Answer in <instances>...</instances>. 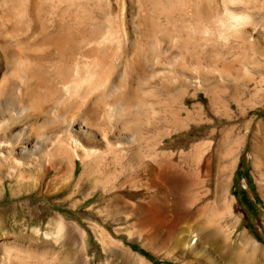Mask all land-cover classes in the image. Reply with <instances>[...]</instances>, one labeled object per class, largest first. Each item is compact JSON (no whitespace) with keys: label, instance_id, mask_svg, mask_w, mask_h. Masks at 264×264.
Returning a JSON list of instances; mask_svg holds the SVG:
<instances>
[{"label":"rangeland","instance_id":"rangeland-1","mask_svg":"<svg viewBox=\"0 0 264 264\" xmlns=\"http://www.w3.org/2000/svg\"><path fill=\"white\" fill-rule=\"evenodd\" d=\"M231 15L242 18L235 27ZM0 85L17 112L26 85L54 103L32 119L0 109L12 134L30 127L42 142L37 156L19 145L0 157V262L207 264L155 223L159 212L182 225L201 210L231 235L226 263L264 264L241 239L264 249V0H0ZM110 113L129 128L108 129ZM64 115L87 123L71 133L75 151L57 143ZM148 149L167 161L146 157L135 177ZM239 164L252 190L234 181ZM187 173L200 180L189 205ZM242 191L258 204L247 209Z\"/></svg>","mask_w":264,"mask_h":264},{"label":"bare ground","instance_id":"bare-ground-1","mask_svg":"<svg viewBox=\"0 0 264 264\" xmlns=\"http://www.w3.org/2000/svg\"><path fill=\"white\" fill-rule=\"evenodd\" d=\"M59 1V0H58ZM63 1V0H62ZM68 1V0H67ZM65 2V1H64ZM51 3V2H50ZM56 3V2H54ZM57 4V3H56ZM67 4V3H66ZM61 5V4H59ZM65 5V4H64ZM58 6V5H57ZM68 6V5H66ZM53 7V6H52ZM51 7V9H52ZM61 6H59L60 8ZM40 8V7H39ZM56 9V8H54ZM53 9V10H54ZM67 8H65L66 10ZM50 12V11H49ZM61 12V11H60ZM69 12V11H68ZM64 13V12H63ZM153 13V12H152ZM67 14V13H66ZM53 16V15H52ZM57 16V15H56ZM208 16V15H207ZM61 17V16H60ZM242 18L240 16H234L231 15V21H229V25L231 27H235L237 22H240ZM68 25V24H67ZM63 27V26H62ZM65 27V26H64ZM68 29V28H67ZM60 34V33H59ZM109 34V33H108ZM80 36V35H79ZM107 36V35H106ZM105 36V37H106ZM108 37V36H107ZM64 39V38H63ZM62 39V40H63ZM105 39V38H104ZM68 41V40H66ZM85 41V40H84ZM90 41V40H89ZM108 41V40H107ZM106 41V42H107ZM83 42V41H82ZM102 41H100L101 43ZM109 42V41H108ZM68 44V43H67ZM95 44V43H94ZM104 44V43H103ZM72 45V44H71ZM75 45V44H74ZM87 45V44H86ZM92 45V44H91ZM97 45V44H96ZM100 45V44H98ZM111 46V45H110ZM96 47V46H95ZM100 48V47H99ZM164 52V51H163ZM67 61V60H66ZM65 61V62H66ZM63 62V61H62ZM63 66V65H62ZM76 66V65H75ZM62 69V68H61ZM79 69V68H78ZM70 70V69H69ZM67 68H65L62 72V79L64 81L68 80L70 77V72ZM71 71V70H70ZM79 71V70H78ZM74 72V71H73ZM76 72V71H75ZM61 74V73H60ZM78 75V72L76 73ZM25 77V76H24ZM23 77V78H24ZM43 77V76H42ZM76 77V75H75ZM78 77V76H77ZM190 77V76H189ZM186 78V77H185ZM184 78V79H185ZM28 79V78H26ZM41 79V78H40ZM189 80L192 79L193 83L200 85V81L198 80V77H194L192 76L191 79L188 78ZM29 80V79H28ZM31 80V79H30ZM44 80V79H43ZM41 81V80H40ZM186 81V80H185ZM25 82V81H22ZM70 82V81H69ZM190 82V81H189ZM28 83V82H27ZM185 83V82H184ZM191 82V84H193ZM202 83V82H201ZM30 84V82H29ZM41 84V83H40ZM28 85V84H27ZM26 85L25 89H24V94H23V99L21 101V105H22V109L17 111H14V109L12 110L10 107V105H5L2 104L0 102V109H4V110H8L11 111V117H19V119L22 117H26V118H30L32 119V117H38L40 115L45 114L48 110V107H50L51 104H54L52 99L49 96H42V94L37 95V92L34 93V90L30 88V86L28 87ZM31 85V84H30ZM1 86V85H0ZM98 86V85H96ZM101 87V86H100ZM68 86H65V90L67 92V94L70 92L68 91ZM39 90V89H38ZM53 90V89H52ZM37 91V90H36ZM51 91V90H50ZM55 91V90H54ZM53 91V92H54ZM118 91V90H117ZM52 92V91H51ZM52 92V93H53ZM78 92V91H77ZM76 92V93H77ZM55 93V92H54ZM56 96V95H55ZM112 96V95H111ZM127 96V95H126ZM66 98H63L62 102H56L58 103V107L60 105H64L68 110H71L73 108L72 104L69 101L64 100ZM124 99V98H123ZM55 101V100H54ZM126 101V100H125ZM24 103V104H22ZM117 105V104H116ZM57 108V107H56ZM51 109V108H50ZM55 109V108H54ZM94 109V108H93ZM16 110V109H15ZM52 111V110H50ZM75 111V110H74ZM77 111V110H76ZM70 112V111H68ZM79 112V111H78ZM55 113V112H54ZM53 113V115H54ZM6 114V113H5ZM77 114V113H76ZM119 115H121L120 113H118ZM0 115H2L0 113ZM56 115V114H55ZM62 115V114H61ZM71 115V114H70ZM75 115V114H73ZM116 116L114 117L113 114H109L107 116V128L110 130H114L117 125H121L122 129H126L129 128L128 127V122L126 121L125 118H123L122 116ZM24 116V117H23ZM58 116V115H57ZM68 116V113H67ZM67 116H63L62 119L60 118V120H62L65 126V131H64V135L62 137H60L59 139H57V143H59L61 145V143H66L68 146L72 147L74 149V151L78 148H80L81 144L79 143L78 139L75 136H72V131L77 129V132L80 134H85V128L87 123L85 122V119H79L77 116H71V117H67ZM124 116V113H123ZM127 117V116H126ZM1 118V116H0ZM10 119V118H9ZM38 119V118H37ZM97 119V118H96ZM11 120V119H10ZM24 120V119H23ZM16 121V120H15ZM23 122V121H22ZM13 124V123H12ZM10 123L9 120H3L0 121V157L1 158H5L6 159V153L7 155H10L13 153L14 148L16 146H23V148L20 151L21 155H28V156H37L38 154L41 153L42 151V147H41V140L38 139L34 133V130L32 128H24L21 131V134L16 135V134H12L11 130H12V125ZM16 125V124H15ZM26 125V124H25ZM124 127V128H123ZM88 128V127H87ZM13 129H15L13 127ZM7 132V133H6ZM131 138H133V135L130 136ZM15 139V140H14ZM106 139V136H105ZM133 140V139H132ZM134 142V140H133ZM106 146L107 149H111V142L107 141L106 142ZM90 149V148H89ZM86 152V154L94 156L97 151L90 149V150H84ZM147 151V150H145ZM109 152V151H108ZM76 153V152H75ZM115 153V152H114ZM144 153V156L142 155V157H138L136 159V162L139 166L138 171H136V175L135 177H138L142 174V172L144 173V171L146 172V167L148 165V162H146L144 160V158L146 157H151V159H155L160 157L162 160L165 159L167 161V158L164 154H156L153 152L152 149H148L147 154ZM77 155V154H76ZM153 156V157H152ZM23 157V156H22ZM115 157V156H114ZM152 159V160H153ZM151 160V161H152ZM17 166L21 167L23 164L21 161L19 160H15L14 162ZM150 163V162H149ZM153 165V164H152ZM50 166H47L46 168V172L49 171ZM151 167V165H150ZM153 168V167H152ZM152 170V169H150ZM160 171V170H159ZM163 173V172H162ZM3 174L2 168L0 166V176ZM18 177H17V181L22 180V176L20 173H17ZM141 177V176H140ZM186 180H187V189L185 191V196L183 197L185 199V204L189 205L191 201V195L193 194V191L198 187V185L200 184V180L199 177L196 173L193 174H185ZM3 181V180H2ZM4 184V181L1 183V185ZM155 210V209H154ZM159 212V211H158ZM156 215V214H155ZM204 212H202L201 210L198 211L197 213V218L195 217V220H189L187 221L185 224L180 225L179 223H175L173 220V218L170 217H164L160 212L157 214L158 218L155 221L156 225L159 228H166L169 229L171 231L177 232V237L175 239H173V244L175 245L176 249H181L182 252L186 251V252H190L194 257L197 263L200 262H205L207 264H229L226 263L225 259V253L227 251H229L230 249L233 248L232 245V241L231 239V235L228 236V234L222 230L221 228L214 226L212 224V219H207L204 217ZM155 219V218H154ZM215 221V220H214ZM200 233L202 239L207 242L209 244V248H211V250H207V249H199V245H198V239L196 238L195 235H193V232L191 231L192 228H194ZM242 239V248H245L247 251H250L253 255V257L256 260H259V258L264 257V249H261L259 247H257L253 242H251V240L247 237H245L244 235L241 236ZM200 242V241H199ZM208 248V247H207ZM75 250V249H74ZM73 250V251H74ZM81 252V251H80ZM79 252V253H80ZM76 254V252H75ZM218 254V255H217ZM19 258V259H18ZM124 262H131V260H133V257H131L129 254L124 253ZM16 258H14V260L12 261H7L5 263L0 262V264H25L20 257H17V261L15 260ZM72 264H76V262L72 263Z\"/></svg>","mask_w":264,"mask_h":264},{"label":"trees","instance_id":"trees-1","mask_svg":"<svg viewBox=\"0 0 264 264\" xmlns=\"http://www.w3.org/2000/svg\"><path fill=\"white\" fill-rule=\"evenodd\" d=\"M242 179H245V180H247V181L249 182V187H250L251 190H252V185H251V183H250V181H249L248 171L245 172L243 175L240 176V164H239V165H238V169H237V171H236V173H235V179H234V181H238V182H239V181L242 180ZM241 194H242V195H241V197H242V201H247V202H248V205L246 206L247 209L249 208L250 205L254 206V205H257V204H258V203L256 202V199H255V202H254V204H253V203L250 201V199L248 198L247 193H246L245 191H242ZM243 196H245V197H243Z\"/></svg>","mask_w":264,"mask_h":264}]
</instances>
